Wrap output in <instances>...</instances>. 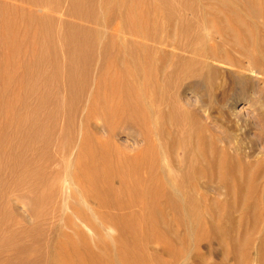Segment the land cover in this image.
Returning <instances> with one entry per match:
<instances>
[{
	"label": "bare ground",
	"instance_id": "obj_1",
	"mask_svg": "<svg viewBox=\"0 0 264 264\" xmlns=\"http://www.w3.org/2000/svg\"><path fill=\"white\" fill-rule=\"evenodd\" d=\"M58 1L31 0V2L36 5L45 6L47 11L60 14V12H62L60 9L66 6L61 7V3ZM68 3L69 8L68 10L66 9L67 12L63 10L67 15H72L87 22L93 20L97 25L102 22H105V25L109 23L112 29L110 32L104 34V31L97 26L94 29L84 23L79 24L74 22V20L65 22L63 19H60L61 24L59 26H62V30L61 33L59 32L57 34L55 28L59 23L58 18L61 15H58L57 18L55 17L56 15H52V13L46 17L45 15L44 17L41 16V18L36 21V25L30 22H33L34 18L28 20L31 26H29L28 23L27 26L36 28L38 30L37 32L40 33L39 46H42L44 51L43 56H48L47 58L42 56L37 59V61L36 58H34L36 63H34V67L31 66L34 75V81H31V88L33 92H37L36 94L42 93L40 91H42V88H45V92L43 90V96L40 94L41 99L39 103L49 101L54 97L58 100L51 106L50 114L44 117H38L39 112H41V104L32 111V116L34 117L31 115V117H27L29 115L21 117V123L27 125L28 133L26 136L25 131L23 140H19V142L22 141L19 147H22L21 145H23V147L18 148L17 142L16 149H20V151L23 149L25 151L27 148L31 147L35 149L44 145L45 148L51 147L54 142L52 138L55 136L54 127H56L55 125L57 124V110L64 109L67 112L68 123H73L72 107L75 105L74 102L76 99L82 100L84 93L90 85L91 78L95 77L99 87L97 86L98 89H95V92L93 91V102L91 101L92 99H90V104H92L90 106L92 109L89 111L87 110V112L85 111L87 113L85 115L86 117L82 119L81 132L83 134L81 133L80 135L83 142H80L81 144L80 146L78 145L79 148H77L79 151L76 164L83 179L82 185L80 186L84 190L83 192L92 196L100 205L101 203H106L108 205L117 203L116 201L119 199L118 188L120 189V187L125 186L131 193L130 196L128 195L131 203L130 207L139 205L140 208L144 210L143 215L140 213L142 217L139 216L137 213L138 211L135 209V211H129V218L125 216L128 221H130L128 224L131 226L130 233L133 236L137 229L135 223H137V218L139 217L143 219L144 222H142L145 225H142L148 233L152 232L151 234H153V231L150 229H155V227L159 229L162 228L161 233L157 231L158 229L156 230L157 234L160 233L156 236V239L162 244L166 243V245L169 243L175 245L177 242L186 239L188 237L187 233L183 234L184 232L181 233L178 229L191 226L193 238L190 235L189 239H193V244L198 252V254L194 255L195 262L194 260L193 262L195 264H202L203 259L207 257L201 256L203 258L201 259L199 256V254H201L200 246L204 241L209 244L217 242L223 250L221 261L219 263L214 262V264H247L249 262H251V264H264V103H262L263 105L260 108H257L258 98L261 97L262 100H264V0H68ZM7 5L9 4H3L4 10V6ZM62 6H64V4H62ZM8 7L9 6H7V9H9ZM11 9L13 11V8H10L9 11ZM1 10L2 8L0 11ZM1 12L3 13V10ZM5 15L7 16V14ZM12 16H10L11 19L16 18ZM10 17L8 15V18ZM21 17L23 18L24 16L22 15ZM14 21L15 20H13V22ZM13 22H11V20L9 21L10 24ZM9 23H7V26ZM15 24L14 26H16ZM0 26L3 27L2 24ZM4 27H6V24ZM30 28L29 30H31ZM14 29L16 28L14 27ZM16 31L18 30L16 29ZM8 32L9 35L14 34V31L11 33L10 30H8ZM174 32L177 33V35H175L177 39L168 40L171 35H174L172 34ZM16 34H14V37L17 36L18 38L19 33L18 35ZM34 34H36V32ZM163 34H168L169 37L167 36V38L164 39ZM1 37L3 38L1 42L4 44L7 43L9 45L8 40H13L11 39L13 36L10 35L9 37L6 33ZM14 40V45H16V39ZM151 41L155 43L152 46L149 44ZM12 43H10V45L13 47L14 45ZM164 44H167L168 47L169 45H171V47L173 46V49L178 50V52L175 50L174 52L173 50H171L172 52L163 50ZM18 45L19 44H17V46ZM159 45L162 46L160 47L161 49ZM7 49H9L8 46ZM38 50H40V48ZM38 52L40 53V51ZM17 56L19 57L18 54ZM171 56L177 59L172 65H170L171 63L169 64L171 66V72H168L167 63H169L168 60ZM7 61L9 60L7 59ZM15 61L13 63H15ZM17 62L15 64H17ZM46 62L50 65V69H48L49 66L47 65L48 67L47 70L45 68V71L43 66H46ZM26 65L27 63L25 67H27ZM217 65L232 69V72H230V79L224 80L221 85L218 81V77L222 72ZM42 67L43 71L41 69ZM20 70L21 69H19V72ZM161 78H163V80H161ZM185 81H193L188 90L194 88L191 92L199 91L198 94H200L201 90H205V87L212 96H216L218 90L223 89L222 96L226 98L227 106L233 108V116L239 121V133L224 129L218 120H216L211 111L210 104H213L212 100L206 109L202 107L191 109V107L188 108L186 107L187 105H184L189 103H180V100L183 101V97H181V90L179 88L182 84L184 85V83H186ZM4 83L8 85V82L4 81ZM189 83H186L187 86L190 85ZM161 84L164 86L166 85L165 87H170V89H166ZM6 85L3 86L6 88ZM152 86L153 88L151 89L150 87ZM23 87L24 85L20 87L21 90ZM24 88H26V86ZM62 88L65 89L64 91H66V93L62 91ZM177 88L180 95H177L175 92ZM103 89L106 90V93L107 91L111 93L109 92V95L105 94L104 96L102 95ZM172 89L176 95L173 94L171 91ZM60 90L65 93L63 94V100H61V98L59 99ZM28 92L31 93V91ZM56 94L57 96L59 95V97H56ZM239 105L242 107L239 108ZM189 106H192V104L190 103ZM76 108L78 109L77 106L75 109ZM243 108H248V114L242 111ZM246 116H248V119H246ZM73 118H75V116ZM90 119H94V122L90 121ZM73 121L75 122V119ZM46 127L47 130L45 131ZM49 127H51L50 130L48 129ZM63 127L65 128V125ZM70 127L69 125L68 128L71 129ZM78 131L80 130L78 129ZM69 132L68 134H70ZM17 134L19 135V133ZM121 134H126L132 140L134 139V142L137 141L141 143L142 146L139 147L138 145L139 148L137 149L140 159L138 156H135V158L130 155L129 158H127L126 155L125 159H123L121 155L124 154H118L124 149V147L122 149V145L120 146L118 144L119 142L117 143V141H115L117 136L119 137ZM73 135L75 134L73 133ZM21 137L22 136H20V138ZM59 139L60 138H58V140ZM95 140L97 141L96 143H98L97 146L93 144ZM137 142L134 145L137 146ZM72 146H68V148L70 147L72 149ZM134 148L136 149V147ZM16 149L14 150L16 151ZM39 150L43 152L42 150L44 149ZM62 151L63 150H61V152ZM123 153H125V151ZM37 154V157H39V151ZM41 154H44V152ZM162 154H164V157L165 154L167 157H172V160L170 159L171 163H169L171 166L168 164L166 166L165 163L164 166L163 163H161L165 161L162 160L164 158L161 157ZM17 155L18 154H16V156ZM0 156L1 158L3 157V155ZM8 158H6V160ZM22 158H24L23 155ZM34 158H36V156ZM31 160H33V158ZM170 160L168 161L170 162ZM15 161L18 162V160ZM91 161L94 163L92 164ZM7 162L9 163L8 160ZM122 162H126L125 164L128 162L127 169L124 170L125 172L118 169V166L123 167L120 166ZM89 163H91V165ZM4 164H6V162ZM16 167L17 166H15V168ZM36 170H39V168L37 167ZM158 171L160 172L159 175L157 174ZM26 177L28 178L27 175H20L18 179L27 182L32 188L38 189L36 197L32 199V209L36 217H38L37 211H39V209L37 210L35 203L42 202L47 196L45 197V193H41L40 183L35 184L34 180L30 182L25 179ZM119 177H121V179ZM13 178H15V175ZM40 178L42 177L39 176L37 179ZM99 178H103L104 180L100 182ZM116 178H119V180ZM115 179L117 181H115ZM53 181L54 180H52V182ZM73 181L78 182L76 177ZM118 181L119 183H117ZM116 183L119 185L117 186ZM55 185H53V188ZM0 190L4 191L2 188H0ZM59 191H61V189ZM121 191L123 192V189ZM61 193H57V197L60 194L59 199L62 195ZM71 193L72 195L75 194L74 192ZM2 194L3 193H1V196ZM63 194H66V192L63 191ZM212 194L216 196L212 197ZM120 195H122L121 192ZM124 195L127 196L125 193ZM222 195H225V197L223 198ZM62 199L63 198H61V200ZM74 199L76 201V197ZM65 202L66 204L68 203L67 200ZM59 204H62V202L59 201ZM73 204L72 206H74ZM75 204H77L76 208L78 207L77 212H79L78 216L80 223L72 221L74 217L70 216L72 214H67V210L61 215V221L66 220L63 224L70 222V225H72L70 229L73 228V230L76 231L78 238L77 236L75 237L81 242L78 243L82 246H88L90 249L94 248V242L99 246L98 248H108L110 243L113 244V240H110L114 239V237L111 236L112 231L110 232L112 227L106 225L109 224L106 223L108 219L106 222L101 221L102 223H99L95 215L89 214V211L87 212L85 207H83L84 203L83 205L82 203L80 204V202L79 204L78 202ZM90 204H92V202ZM56 205H58V203H56ZM116 205L118 206V204ZM124 205L128 204L124 202ZM100 207L101 210L103 206L101 205ZM105 208L107 207H104V211ZM107 209L110 213L115 212L113 208L112 210L109 208ZM47 210L50 211L51 208ZM72 211L73 209H70V212ZM237 211H240L239 216L235 215ZM45 213L47 214L49 212L46 211ZM102 213L104 214V212ZM51 214L53 213L51 212ZM107 214L108 213H105V215ZM121 214H123V212ZM110 215L106 216V218L111 217ZM96 216L98 217V215ZM70 218L73 219L71 220ZM119 218L121 219V217ZM119 218L117 219L119 220ZM111 219L115 221L114 217H111ZM58 220L60 219L58 218ZM115 223L114 225H116ZM125 223L124 225H126ZM63 224L61 225L59 223L57 227L59 229L62 227L61 229H63ZM174 225H176L178 229H176ZM43 228L45 229V226L42 227V229ZM84 228L90 229V231L93 230V236L88 235ZM117 228L115 227V229ZM182 229L181 231H183ZM75 231H73V236L68 232L60 231V240L58 239V241L61 243L65 242V244L70 242L69 244L71 247H74L73 245H75L76 242L74 240ZM122 231L121 228L120 232ZM137 232H139V230H137ZM147 232L144 231V234ZM32 233H34L33 229ZM125 233L126 232H124V234ZM255 233H258V235H255ZM128 234L129 233H126V235ZM131 234L128 236H132ZM18 235L20 236V234ZM126 235H124V237ZM122 237L123 236L120 238L119 236L116 239L120 238V240H122ZM132 237H130L131 241L135 242ZM149 237L151 238V236ZM127 238H124L122 241L130 239ZM133 238L137 240V237ZM39 239L43 238L40 237ZM148 240L150 241L149 238ZM4 241L7 242L8 240L6 239ZM156 241L154 242L156 243ZM255 242L258 245L255 246ZM119 245L116 246L117 250L121 248H119ZM130 245L131 244H127L128 247ZM133 245H138L140 248V244L136 242L132 244V246ZM132 246H130V248ZM64 247L67 248L68 246L66 245ZM89 248L88 251L90 252L91 250ZM31 249L33 252L34 249L32 247ZM75 249H77L76 246ZM189 249L191 250L190 247ZM195 249H193V251ZM83 250L86 251V249ZM120 250H122V248ZM124 250L125 251L122 252H128L126 251V247ZM133 250L136 256L142 254L141 248V251H138L136 247H134ZM93 252L95 251L93 250ZM122 252L120 251V254L125 255ZM164 252L165 255L171 256L173 259L178 256L176 248L169 247L167 252ZM152 255L154 256V254ZM89 256L97 257L95 253ZM58 257L60 256L58 255ZM103 257L105 258V256ZM165 257L159 258L158 262L155 263L171 264ZM110 258L113 260L112 257ZM64 259H60V262L52 259L51 262L49 261V264H73ZM92 259L90 258L89 260ZM94 259L92 262L95 261ZM101 259L99 258L97 261L99 260V262H101ZM140 259L145 262L144 264H151L152 262L147 254L144 256L141 255ZM153 259L156 261L155 258ZM125 260L127 259L125 258ZM125 260H123V262L126 264ZM230 260H234L235 263H231ZM134 261H136V259L133 260V263L131 261L130 264H134ZM176 261L175 259V262ZM80 262H78V264Z\"/></svg>",
	"mask_w": 264,
	"mask_h": 264
},
{
	"label": "rangeland",
	"instance_id": "obj_2",
	"mask_svg": "<svg viewBox=\"0 0 264 264\" xmlns=\"http://www.w3.org/2000/svg\"><path fill=\"white\" fill-rule=\"evenodd\" d=\"M33 1V0H32ZM55 1V0H54ZM56 1H58V0H56ZM61 1V2H60ZM60 1H58L59 3H61V7H65V8H61L60 10L62 11V12H60V14L58 13H54V12H51V11H47V8L45 7V6H41V5H36L35 3H33V2H31V0H0V9L2 8V10H3V13L1 12L0 14V25L2 24L3 25V27L2 26H0V44L2 43L1 42V39H3L1 36H4L5 35V33H6V35H8L9 37H10V35L11 36H13L14 37V34H16V35H18V33H19V35H18V38H17V36L16 37H11V39H16V45H14V41L13 40H8L9 41V45L7 44V43H2L1 44V46H0V155H3V157L1 158V156H0V188H2L4 191H2V190H0V264H17L18 262H20V263H18V264H47V262H48V264L52 261V259H54V260H56V261H58V262H60L59 260L61 259V260H63L64 258L66 259V261H70V262H72L73 264H78V262H80L79 264H114V263H116V264H125V262H123V260H125V258L127 259V260H125L126 261V264H130V262L132 261V263H133V260L134 259H136V261H134L135 263L134 264H144L145 262H143V261H141L142 259H140V256L142 255V256H144V255H146L147 254V256H149V258L151 259V264H156L155 262H158V259L159 258H162L163 256L166 258V259H168V262H170L171 264H195L194 262H195V254H198V252H197V250L195 249V246H194V242L192 241L193 239V236H192V233H191V231H192V227L191 226H187L186 228H184V229H182V228H179L178 229V227L176 226V225H174L175 226V228L176 229H178L179 230V232H181V233H183V234H185V233H187V240L186 239H184L183 241H181V242H177L175 245H173V244H167L166 245V243H164V244H162V243H160L159 241H158V239H156V236L157 235H159L160 233H161V229H159L158 227H155V229L153 228V229H150V230H152L153 231V234H151L152 232H150V233H148L147 232V230L146 229H144V226L143 225H145V224H143V219H140V217L139 218H137V223H135V225H136V232H135V235L133 236L130 232H131V230H130V228H131V226L128 224V223H130V221H128V219L127 218H129V215L130 214H128V213H130L129 211H132V210H136V211H138L137 213L139 214V216H141L142 217V215H143V213H144V210L142 209V208H140V206L139 205H133L132 207H130L131 206V203H130V198H129V196L131 195V193L129 192V190L124 186V187H120V189L118 188V197H119V199L116 201L117 203H114V204H106V203H101V205L103 206V210L101 209L100 210V203L97 201V200H94L93 199V197L92 196H90V195H88L86 192H83L84 190L82 189V187H80L81 185H82V182H83V179H82V177H81V175H80V172H79V168L77 167V164H76V159L78 158V151H79V149H77V148H79V146H80V144L83 142V140H82V137H81V128H82V124H81V122H83V120L82 119H84L86 116V112H87V110L89 111L90 109H92V107L90 106V105H92V104H90L91 103V101L93 102V96H92V94L98 89L97 88V86H98V84H97V82H96V80H95V77L93 78H91V80H90V85L88 86V89L86 90V92L84 93V96H83V98H82V100H77L76 99V101L74 102V104L75 105H73V107L75 106H77L78 107V109L76 108L75 109V107L73 108L72 107V113H73V115H72V122L74 123H71V124H69L68 123V119H67V112L64 110V109H62V108H60V109H62V110H57V113H56V117H57V124L59 125V123H60V125L58 126L57 124L55 125L56 127H54L55 128V136L52 138L53 140H54V142L52 143V145H51V147H49V148H45V145L44 146H41L40 148H38V149H35V148H33V147H31V148H27L25 151L22 149L21 151H20V149H16L17 148V142H18V148H22L23 147V145H21L22 147H19L20 146V144H22V141H20L19 142V140H23V138H24V132H25V135L27 136V131H28V129H27V125H25V124H23V123H21V117H24V116H27V115H29V116H27V117H31L32 115H33V113H32V111L34 110V108H36L39 104H41V107H40V110H41V112H39V115H38V117H44L45 115H48V114H50V112H51V106H53V103H55L58 99L57 98H55V100H54V98L53 99H51V100H49V101H45V102H43V103H39L40 101V99H41V95L43 96V94H44V92H45V88L43 89L42 88V91H40V92H42V93H38V94H36L35 92H33V90H32V88H31V85H32V82L34 81V75H33V72H32V70H33V68H31V66L32 67H34L35 66V64L34 63H36V61H37V59H39V58H41L42 56H43V49H42V46H39L40 45V33L39 32H37L38 30L36 29V28H30L29 26H31L30 24L32 23L33 25H36V21L39 19V18H41V16L42 17H44V15H45V17L46 16H49V15H51L50 13H52V15L54 14V15H56L55 17L57 18L58 17V15H61L59 18H58V20H59V23L57 24V26H56V28H55V30H56V32H57V34L60 32L61 33V30H62V26H59L61 23H60V21L63 19V21H68V20H70V21H73L74 20V22H77V23H79V24H85V25H88V26H90L91 28H94L95 29V27L97 26L98 28H101V30L102 31H104L103 33L104 34H106V32L108 33V32H110L111 31V29H112V26L109 24V23H106L107 25H105V22L103 23H101V24H99V25H97V23H95L93 20L92 21H90V22H87V21H83V20H80V19H78L77 17H74V16H70L69 14L67 15L65 12H67V10H68V8H69V3H68V0H60ZM62 1H63V3H62ZM66 2V3H65ZM9 4V5H7V6H9L8 8L10 9V8H13V11H12V9L9 11V9H7V6H4L5 7V10L3 9V4L5 5V4ZM34 4V5H33ZM62 4H64V6H62ZM15 5V6H14ZM16 7V8H15ZM15 9V10H14ZM42 9H44V10H42ZM46 9V10H45ZM67 9V10H66ZM63 10L65 11V12H63ZM5 11H6V13H5ZM14 11H16V12H14ZM7 14V16L5 15V14ZM12 13H13V16H12ZM32 13H34V14H32ZM42 13V14H41ZM11 14V15H10ZM14 14H15V16H14ZM17 14V15H16ZM38 14V15H37ZM66 14V15H65ZM8 15H9V17L10 16H12V17H16V18H12L11 19V17L10 18H8ZM23 15L24 17L22 18L21 16ZM3 16V17H2ZM64 16V17H63ZM6 17V18H5ZM19 17V18H18ZM36 17V18H35ZM33 19V22L32 21H28V20H32ZM4 21H3V20ZM6 19V20H5ZM8 19V20H7ZM17 19V20H16ZM61 19V20H60ZM159 19H161V18H159ZM11 20V22H13V20H15L13 23H9V21ZM25 21H28V22H25ZM80 21V22H79ZM9 23L8 24V26H7V23ZM15 23H17V24H15ZM29 24V26H27L28 24ZM35 23V24H34ZM6 24V27H4V25ZM14 24L17 26H14ZM9 25H10V28H9ZM22 25V26H21ZM109 25V26H108ZM21 26V27H20ZM111 26V27H110ZM14 27L18 30V31H16V29H14ZM19 27V28H18ZM29 28L31 29V30H29ZM58 28V29H57ZM36 29V30H35ZM97 29V28H96ZM104 29V30H103ZM4 30V31H3ZM8 30H10V32L11 33H13L12 31H14V34L12 35V34H8L9 32H8ZM20 30H22V31H20ZM24 30V31H23ZM15 31H16V33H15ZM20 31V32H19ZM30 31V32H29ZM36 32V34H34L35 32ZM22 32V33H21ZM25 32V33H24ZM32 32V33H31ZM34 32V33H33ZM38 33V34H37ZM164 33V32H163ZM166 33H167V31H166ZM172 34H174L173 36H174V38H173V36L171 35V37H169L168 36V34H163L164 35V39H166L167 38V36L169 37V39L168 40H173V39H177V36H175V35H177V33L176 32H174V33H172ZM8 37V38H9ZM21 38V39H20ZM20 40V41H19ZM34 40V41H33ZM3 41V40H2ZM13 43H12V42ZM25 42V43H24ZM10 43H12L14 46L12 47L11 45H10ZM3 44H4V46H3ZM17 44H19L18 46H17ZM150 44V46H152L153 44H155L154 42H152L151 41V43H149ZM167 44H164V48H162L163 50H166L167 52H172L171 50H173V52H174V50L175 49H173L174 47L172 46L171 47V45H169V47H168V45L166 46ZM6 46V47H5ZM7 46H8V48L9 49H7ZM16 46H17V48H16ZM34 46V47H33ZM14 48V49H11V48ZM20 47V48H19ZM160 47H162V46H160L159 45V48ZM6 48V49H5ZM40 48V50H38ZM16 49V50H15ZM22 51H21V50ZM37 49V50H36ZM161 49V48H160ZM168 49V50H167ZM18 51V52H17ZM21 51V52H20ZM38 51H40V53L38 52ZM176 52H178V50H175ZM63 52V51H62ZM12 53V54H11ZM17 53L18 55H19V57L17 56V54L15 55V54ZM20 53V54H19ZM39 53V54H38ZM42 54V55H41ZM15 55V56H14ZM23 55H25V56H23ZM46 55V54H45ZM14 57V58H13ZM19 59H18V58ZM22 57H23V59H22ZM44 58H47L48 56L46 55V56H43ZM9 60V61H7V59ZM17 58V59H16ZM34 58H36V61H35V59ZM171 58H172V60H171ZM171 58H169V60H168V62L169 63H167L168 65V72H171V66L170 65H172V63H174V61L176 62V59L177 58H174V57H172L171 56ZM16 60V61H15ZM17 60H18V62H17ZM25 60V61H24ZM28 60V61H27ZM34 60V61H33ZM15 61V63L17 62V64H15V63H13ZM31 61V62H30ZM173 61V62H172ZM23 64V66H22V64ZM27 63V67H25V64ZM171 63V64H170ZM19 64H21V65H19ZM28 64H29V66H28ZM170 64V65H169ZM18 65V66H17ZM34 65V66H33ZM46 66H43L44 67V70H45V68H46V70H47V67H48V69H50V65L48 64V62H46V64H45ZM48 65V66H47ZM20 67H22V68H20ZM30 67V68H29ZM43 67L41 68L42 69V71H43ZM217 67L219 68V70L222 72V74L220 73V76L218 77V81H219V83H220V85L221 84H223V81L224 80H226V79H230V72H232V69H229V68H226V67H224V66H222V65H217ZM19 69H21L20 70V72H19ZM45 70V71H46ZM24 71V72H23ZM12 72V73H11ZM15 72V73H14ZM225 73V75H224V73ZM2 73V74H1ZM14 73V74H13ZM24 74V75H23ZM30 76V77H29ZM32 78V79H31ZM31 79V80H30ZM259 79V78H258ZM161 80H163V78H161ZM166 80V79H165ZM4 81L5 82H8V85H6V83H4ZM32 81V82H31ZM24 82V83H23ZM31 82V83H30ZM186 83H189L188 85L189 86H187V84L186 83H184V85H183V87H182V85L180 86V92H181V97H183L182 99H183V101L182 100H180L181 102L180 103H189V104H184L186 107H188V108H190L191 107V109H194L195 107H202L203 109H206V107L209 105V103H210V101L212 100L213 101V104H210L211 105V111H212V113H213V115L215 116V118H216V120H218V122L221 124V126L224 128V129H228V130H230V131H232V132H237V133H239V128H240V124H239V121H238V119H236L234 116H233V108H231V107H229V106H227V103H226V98H224L223 96H222V90H218V92H217V94H216V96H212V95H210L209 94V92L207 91V88L205 87V90H201V92H200V94H198L199 93V91L197 92V91H193V92H191L192 90H194V88L193 89H189L188 90V88L189 87H191V85H192V82L193 81H185ZM222 82V83H221ZM4 83V84H3ZM162 83V82H161ZM24 85V87L26 86V88H22V90H21V88L20 87H22L23 85ZM30 84V85H29ZM194 84V83H193ZM3 85H6V88H5V86H3ZM162 86H164L163 84H161ZM166 86V85H165ZM164 86V87H165ZM187 86V87H186ZM99 87V86H98ZM228 87V86H227ZM3 88H5V89H3ZM19 88V89H18ZM151 89L153 88V86L152 87H150ZM166 89H170V87H165ZM187 88V89H186ZM7 89V90H6ZM10 89V90H9ZM26 89V90H25ZM63 89V88H62ZM61 89V90H62ZM96 89V90H95ZM204 89V88H203ZM4 90V91H3ZM43 90H44V92H43ZM61 90H60V97H59V95L57 96V94H56V97H59V99L61 98V100H63V94H65L66 93V91H64L65 89H63L62 91H64V92H61ZM175 90V89H174ZM188 90V91H187ZM5 91H7V92H5ZM28 91H31V93H29ZM94 91V92H93ZM172 92H173V89L171 90ZM187 91V92H186ZM11 92V93H10ZM23 92H25V93H23ZM27 92V93H26ZM58 92V91H57ZM110 91H107V93H106V90L105 89H103L102 90V95H104L105 96V94H107V95H109L110 93H109ZM176 93H177V95L179 94V92H178V88L176 89V91H175ZM175 92H173V94H175L176 95V93ZM190 92H191V94H190ZM20 93V94H19ZM6 94V95H5ZM33 94V95H32ZM35 94H36V96H35ZM183 94V95H182ZM186 94V95H185ZM32 95V96H31ZM180 95V94H179ZM188 95V96H187ZM198 95V96H197ZM20 96H22V97H20ZM35 96V97H34ZM62 96V97H61ZM104 96H103V98H104ZM24 97V98H23ZM27 97V98H26ZM187 97V98H186ZM22 98V99H21ZM38 98V99H37ZM9 99V100H8ZM90 99H92L91 101H90ZM187 99V100H186ZM16 100V101H15ZM60 101V100H59ZM189 101V102H188ZM105 102V101H104ZM161 102V101H160ZM22 103V104H21ZM162 103V102H161ZM190 103L192 104V106H189L190 105ZM262 103H264V100H262V98L260 97V98H258V100H257V108L259 107H261L263 104ZM26 104V105H25ZM30 104V105H29ZM160 104V103H159ZM206 105V106H205ZM242 105V104H241ZM241 105H239V108H241L242 106ZM21 106H22V108H21ZM33 106V107H32ZM64 106V105H63ZM28 107V108H27ZM31 107V108H30ZM42 108V109H41ZM89 108V109H88ZM75 109V110H74ZM20 110V111H19ZM29 110V111H28ZM31 111V112H30ZM86 111V112H85ZM242 111L244 112V113H246V114H248L247 112L249 111L248 110V108H243L242 109ZM26 113V114H25ZM25 114V115H24ZM83 114V115H82ZM31 115V116H30ZM59 115V116H58ZM75 116V118H73ZM32 117H34V116H32ZM59 117V118H58ZM60 118H61V120H60ZM92 118V117H91ZM20 119V120H19ZM62 119H64V120H62ZM75 119V122L73 121ZM95 119V118H94ZM94 119H90V121H93L94 122ZM246 119H248V116H246ZM63 121V122H62ZM67 123H66V122ZM96 122V121H95ZM63 123H64V125H65V128L63 127L64 125H63ZM14 124V125H13ZM63 126H62V125ZM66 124H69L71 127V129H69L68 127H69V125H66ZM11 125V126H10ZM18 125V126H17ZM22 125V126H21ZM78 125V126H77ZM21 126V127H20ZM26 128H25V127ZM73 126V127H72ZM10 127H11V129H10ZM61 127H62V129H61ZM67 127V128H66ZM75 127V128H74ZM77 127V128H76ZM20 128H22V129H20ZM49 130L51 129V127H49L48 128ZM59 129H60V131H59ZM68 129V130H67ZM74 131H73V130ZM78 129L80 130V131H78ZM10 130V131H9ZM17 130V131H16ZM47 130V127H46V129H45V131ZM59 131V132H58ZM70 131V132H69ZM67 132V133H66ZM68 132L70 133V134H68ZM71 132H72V136H71ZM8 133V134H7ZM17 133H19V135L17 134ZM63 133H65V134H63ZM73 133L75 134V135H73ZM15 134H16V136H15ZM21 134V135H20ZM83 134V133H82ZM14 135V136H13ZM58 135V136H57ZM69 135V136H68ZM8 136H9V138H8ZM20 136H22L21 138H20ZM62 136V137H61ZM74 136V137H73ZM16 137H17V139H16ZM57 137V138H56ZM71 138V141H70V138ZM73 137V138H72ZM58 138H60L59 140H58ZM68 138V139H67ZM62 139V140H61ZM64 139V140H63ZM11 140V141H10ZM13 140V141H12ZM15 140V141H14ZM52 140V141H53ZM56 141V142H55ZM115 141H117V143L122 147V149H123V147H124V151H125V153H123L124 151L123 150H121V152H119L118 154L119 155H121V154H124V155H121L122 156V158L123 159H125V157H126V155H127V158H129V155L131 156V157H135V156H138L139 157V159H140V156L138 155V148L140 147V146H142L141 145V143L140 142H137L138 144H137V146L136 145H134V144H136V142H134V139L132 140L131 138H129L126 134H121V135H119V137L117 136V139H115ZM8 142H10V143H8ZM13 142H14V144H13ZM15 142H16V144H15ZM81 142V143H80ZM97 141L95 140L94 141V143L93 144H95L96 146H97V144L98 143H96ZM133 142V143H132ZM66 143V144H65ZM65 144V145H64ZM58 145V146H57ZM73 145V146H72ZM79 145V146H78ZM127 145V146H126ZM132 145V146H131ZM138 145H139V147H138ZM68 146H72V149L69 147L68 148ZM77 146V147H76ZM55 147V148H54ZM125 147H127V148H125ZM130 147V148H129ZM134 147H136V149L134 148ZM60 150H59V149ZM7 149H8V152H7ZM10 149V150H9ZM12 149V150H11ZM14 149H16V151L14 150ZM39 149H44V150H46V151H44V150H42L43 152H44V154H41V153H43V152H41ZM71 149V150H70ZM126 149V150H125ZM28 150V151H27ZM37 150V151H36ZM50 150V151H49ZM61 150H63L62 152H61ZM129 152H128V151ZM12 151V152H11ZM19 151V152H18ZM30 151V152H29ZM38 151H39V153H40V158H41V156H42V158L40 159L39 157H37V153H38ZM77 151V152H76ZM132 153H131V152ZM10 152V153H9ZM26 152V153H25ZM52 152V153H51ZM60 152H61V155H60ZM128 154H127V153ZM134 152V153H133ZM136 152V153H135ZM12 153H15V154H12ZM19 153H20V156H19ZM24 153V154H23ZM45 153H47V154H45ZM5 154V155H4ZM16 154H18L17 156H16ZM23 155V157L24 158H22V155ZM133 154V155H132ZM10 155V156H9ZM12 155V156H11ZM4 156H5V160H6V158H8L7 160L9 161V163L7 162V160L5 161L4 160ZM36 156V158H34ZM124 156V157H123ZM10 157H12V158H10ZM26 157H28V158H26ZM45 157V158H44ZM52 157V158H51ZM162 158L164 157V154H162V156H161ZM170 156H166V154H165V159L163 158L162 160H165L166 161V159H167V161L165 162H161V163H163V165L165 166V164H166V166H167V164L169 165V166H171L169 163H171V160H172V157H170ZM33 158V160H31V159ZM127 158H126V160H127ZM136 158V157H135ZM23 159V160H22ZM171 159V160H170ZM4 160V161H3ZM15 160H18V162H16ZM20 160H22V161H20ZM26 160V161H25ZM42 160H44V161H42ZM46 160V161H45ZM55 160V161H54ZM168 160H170V162L168 161ZM20 161V162H19ZM28 161H29V163H28ZM50 161V162H49ZM6 162V164H4ZM34 162V163H33ZM168 162V163H167ZM25 163V164H24ZM38 163V164H37ZM48 163V164H47ZM91 163L93 164L94 162L93 161H91ZM91 163H89L90 165H91ZM126 162H122V164H120V166H123V167H119L118 166V169L119 170H121V171H124L125 169H127L126 167H127V165H128V162H127V164H125ZM165 163V164H164ZM28 164V165H27ZM34 164V165H33ZM40 164V165H39ZM10 165V166H9ZM12 165V166H11ZM18 165H20V166H22V167H20V166H18ZM24 165V166H23ZM125 165V166H124ZM15 166H17L16 168H15ZM40 166V167H39ZM53 166V167H52ZM57 166V167H56ZM14 167V168H13ZM39 168V170H36V168ZM10 168V169H9ZM12 168V169H11ZM42 168V169H41ZM44 168V169H43ZM121 168V169H120ZM122 168H123V170H122ZM34 169V170H33ZM41 169V170H40ZM46 169V170H45ZM14 170V171H13ZM27 170V171H26ZM39 171V172H36V171ZM53 170V171H52ZM57 170V171H56ZM13 171V172H12ZM16 171V172H15ZM20 171V172H19ZM35 171V172H34ZM40 171H42V172H40ZM52 171V172H51ZM34 172V173H33ZM125 172V171H124ZM14 173V174H13ZM16 173V174H15ZM18 173V174H17ZM20 173V174H19ZM22 173H23V175H22ZM26 173V174H25ZM53 173V174H52ZM124 174V173H123ZM157 174L159 175L160 174V172L158 171L157 172ZM13 175V176H12ZM14 175H15V178L18 180H16L15 178H13L14 177ZM24 176V175H27L28 176V178L26 177L25 179L26 180H28V181H33L34 180V182H35V184L37 183H40L39 185L41 186V188H40V191H41V193L43 192V194L45 193V197L47 196V198H45L44 200H42V202H40V203H35V207L37 208V210L39 209V211H37V213H38V217H36V215L34 214V212H33V209H32V203H33V201H32V199L33 198H35L36 197V195H37V191H38V189H34V188H32L31 186H29L28 184H27V182H23V181H21V179L19 180L18 179V177L19 176ZM51 175V176H50ZM54 175V176H53ZM77 175V176H76ZM79 175V176H78ZM18 176V177H17ZM32 176V177H31ZM42 177V178H40V179H37L38 177ZM119 176H121V175H119ZM145 176H147V175H145ZM75 177L77 178V181L79 182V184H78V182H74L73 180H75ZM11 178V179H10ZM24 178V177H23ZM29 178H31V179H29ZM36 178V179H35ZM58 178V179H57ZM73 178V179H72ZM120 179H121V177H119ZM119 178L117 179V180H119ZM15 179V180H14ZM79 179V180H78ZM81 179V180H80ZM100 179V178H99ZM115 179V181H117ZM7 180V181H6ZM25 180V181H26ZM38 180V181H37ZM52 180H54L53 182H55L56 183V185H55V183H53L52 182ZM102 180H104L103 178L102 179H100L99 181L100 182H102ZM6 181V182H5ZM17 182V183H16ZM53 184H52V183ZM81 182V183H80ZM6 183H8V184H6ZM69 183V184H68ZM73 183V184H72ZM74 183H76V184H74ZM117 183H119V181L117 182ZM116 183V184H117ZM18 184H20V185H18ZM67 184V185H66ZM8 185H9V187H8ZM49 185H51V186H49ZM53 185H55V187L53 188ZM75 185H76V187H75ZM119 184H117V186H118ZM18 186V187H17ZM43 186V187H42ZM58 186V187H57ZM67 186V187H66ZM20 187V188H19ZM57 187V188H56ZM61 187V188H60ZM5 188V189H4ZM26 188V189H25ZM29 188V189H28ZM53 189V191H52V189ZM66 188V189H65ZM125 188V189H124ZM6 189H8V190H6ZM50 189H51V192H50ZM61 189V191H59ZM78 189V190H77ZM79 189H81V190H79ZM123 189V192L121 191ZM34 190V191H33ZM64 192H66V194H63V191ZM2 191V192H1ZM33 191V192H32ZM125 191V192H124ZM126 191H128L129 192V194H128V192H126ZM7 192V193H6ZM56 193V194H53V193ZM62 192V193H61ZM71 192H74L75 194L74 195H72V193ZM120 192L122 193V195H124V193L125 194H127V196H122V195H120ZM1 193H3L2 194V196H1ZM5 193V194H4ZM50 193H52V194H50ZM57 193H61L62 195H61V197H60V199H59V196H60V194L58 195V197H57ZM69 193V194H68ZM66 197H65V196ZM77 195V196H76ZM129 195V196H128ZM31 198H30V197ZM72 196V197H71ZM73 196H74V198L76 197V201H75V199L73 198ZM216 195L215 194H212V197H215ZM222 197L224 198L225 197V195H222ZM61 198H63L62 200H61ZM67 198V199H66ZM124 198H126V199H124ZM127 198H128V200H127ZM53 199V200H52ZM56 199H57V201H56ZM59 199V200H58ZM70 199V200H69ZM71 199H72V201H74V202H72L71 201ZM74 199V200H73ZM67 200V202L71 205H69L68 203L66 204V201ZM69 200V201H68ZM43 201H45V202H43ZM59 201H61L62 202V204H59ZM88 201H90V202H88ZM78 202V204H79V202H80V204L82 203V205H83V203H84V205H83V207H85V209L87 210V212L89 211V214H94L95 215V217H96V219H97V221L100 223L101 221H103V222H106L107 221V219H108V222H106V223H109V224H106L107 226H111L112 228H111V230H110V232H111V236H113L114 237V239H110V240H113L112 242H113V244L112 243H110V246H108V248H98L99 246L96 244V242H94L93 243V247L94 248H92V249H90L88 246V248L91 250L90 252L88 251V248L86 247V246H82L81 244H79V243H81V242H79L78 240L79 239H77L78 238V235H77V233H76V231L75 230H73V228L72 229H70L71 227L70 226H72V225H70V222H66L67 224H63V222H65L64 220L63 221H61V215L62 214H64L65 212H66V210H67V214H72V215H70L71 217L73 216L74 217V219L72 220L71 218V220L72 221H76V222H78V223H80V219H79V216H78V214H79V212H77V210H78V207L76 208V205L77 204H75V203H77ZM92 202V204H90ZM124 202L126 203V204H128V205H124ZM56 203H58V205H56ZM66 204V207H65V204ZM74 203V204H73ZM120 203V204H119ZM130 203V204H129ZM31 204V205H30ZM72 204L74 205V206H72ZM116 204H118V206L116 205ZM45 205V206H44ZM56 205V206H55ZM60 205V206H59ZM94 205V206H93ZM98 205H100V206H98ZM105 205V206H104ZM110 205H113V206H110ZM119 205H121V206H119ZM54 206H55V208H54ZM64 206V207H63ZM128 206V207H127ZM139 206V207H138ZM61 207V208H60ZM87 207V208H86ZM90 207H91V209H90ZM104 207H107V208H109V209H111L112 210V208L114 209V213L113 212H109V210L107 209V208H105V211H104ZM131 209H130V208ZM51 208V210L49 211V210H47V209H50ZM65 208V209H64ZM73 209V213L72 212H70V209ZM99 208V209H98ZM119 208H121V209H119ZM129 208V209H128ZM133 208V209H132ZM62 209V210H61ZM96 209V210H95ZM116 209V210H115ZM30 210H32V211H30ZM52 210H54V211H52ZM107 210H108V212H107ZM110 210V211H111ZM120 210H123V211H120ZM134 210V211H135ZM46 211H48L49 213H45ZM98 211H100V212H98ZM51 212L53 213V214H51ZM58 212V213H57ZM60 212V213H59ZM97 212V213H96ZM102 212H104V214L102 213ZM120 212V213H119ZM123 212V214H121ZM55 213V214H54ZM57 213V214H56ZM96 213V214H95ZM105 213H108L109 215L110 214H112V215H110L111 217H114V219H115V221L113 220V219H111V217H107L106 218V216H109L108 214L107 215H105ZM119 213V214H118ZM127 213V214H126ZM142 215H141V214ZM102 214H103V216H102ZM43 215V216H42ZM45 215H46V217H45ZM54 215V216H53ZM96 215H98V217L96 216ZM114 215V216H113ZM124 215V216H123ZM235 215L236 216H239L240 215V211H237L236 213H235ZM105 216V217H104ZM127 218H126V217ZM41 217V218H40ZM43 217V218H42ZM45 217V218H44ZM67 217V216H66ZM119 217H121V219L119 218ZM123 217H125V218H123ZM36 218V219H35ZM57 218V219H56ZM58 218L60 219V220H58ZM105 218H106V220H105ZM117 218H119V220L117 219ZM123 218V219H122ZM76 219V220H75ZM105 220V221H104ZM111 220V221H110ZM3 221V222H2ZM120 221V222H119ZM139 221V222H138ZM143 221V222H142ZM62 225L63 224V229H59L57 226H59V223ZM112 222H113V224H112ZM116 222V223H115ZM125 222H127V223H125ZM9 223V224H8ZM38 223V224H37ZM43 224V226H42V224ZM102 223V222H101ZM114 223L118 226V228H117V226L116 225H114ZM122 223H123V225H122ZM124 223L126 224V225H124ZM139 223V224H138ZM8 224V225H7ZM51 224H52V226H51ZM128 224V225H127ZM143 224V225H142ZM69 225V226H68ZM8 226H10V227H8ZM13 226V227H12ZM45 226V229L43 228L42 229V227H44ZM67 226V227H66ZM117 228V229H115V227ZM126 226V227H125ZM139 228H138V227ZM51 227V228H50ZM65 227V228H64ZM122 228V230L124 231V232H126V233H129L128 235H132L133 237H137V240H136V238H133L132 236H130V237H132V239H134L135 240V242L137 243V244H140V248L142 249V254L139 256H136L135 255V251L133 250V248L134 247H136V249H138V251H141L140 250V248L138 247V245L137 246H135V245H133L132 246V244H134L135 242L134 241H131V238L128 236V235H126V233L124 234V232L122 231V232H120L121 231V228ZM3 228V229H2ZM27 228V229H26ZM29 228V229H28ZM128 228V229H127ZM6 229V230H5ZM8 229V230H7ZM10 229V230H9ZM32 229H33V232L34 233H32ZM41 229V230H40ZM69 229H70V232H69ZM85 229V231L87 232V234L88 235H90V236H93V230H91L90 231V229H87V228H84ZM144 229V230H143ZM158 229V230H157ZM181 229L183 230V231H181ZM186 229V230H185ZM191 229V230H190ZM12 230V231H11ZM24 230V231H23ZM27 230H29V231H27ZM55 230H57V231H55ZM64 231V232H68V233H70V234H72V236H73V231H75V234H74V240L76 241L75 242V245H73L74 247H71V245L67 242L66 244H65V242L64 243H61V242H59L58 241V239L60 238L59 237V232L60 231ZM72 230V231H71ZM89 230V231H88ZM137 230H139V232H137ZM155 230V231H154ZM156 230L158 231V232H160L159 234H157V232H156ZM16 231V232H15ZM26 231V232H25ZM36 231V232H35ZM144 231L145 232H147V233H145V234H147V235H145L144 234ZM187 231V232H186ZM252 231V230H251ZM23 232H24V234H23ZM28 232V233H27ZM118 232H120V233H118ZM142 232V233H141ZM31 233V234H30ZM90 233V234H89ZM156 233V234H155ZM194 233V232H193ZM5 234H6V236H5ZM18 234H20V236L18 235ZM44 234V235H43ZM53 234H54V236H53ZM119 234V235H118ZM17 235V236H16ZM124 235H126L125 237H124ZM192 236V238L191 239H189V236ZM255 235H258V233H255ZM31 236V237H30ZM35 236V237H34ZM39 236V237H38ZM75 236H77V238L75 237ZM120 236V238H121V236H123L125 239L128 237V238H130V239H128V240H124V241H122L124 238L122 237V240H120V238L119 239H116V238H118ZM149 236H151V238L149 237ZM152 236H153V238L155 239H153L152 238ZM40 237H42L43 239H39ZM113 237H111V238H113ZM150 239V241H151V239H152V241L150 242L149 240H148V238ZM12 238V239H11ZM8 240L7 242L6 241H4V240ZM9 239H10V242H9ZM116 239V240H115ZM189 239V240H188ZM13 240V241H12ZM60 240V239H59ZM118 240V241H117ZM148 240V241H147ZM157 240V241H156ZM26 241V242H25ZM154 241H156V243L154 242ZM19 242H20V244H19ZM24 242V243H23ZM30 242V243H29ZM37 242V243H36ZM79 242V243H78ZM120 242V243H119ZM125 242V243H124ZM132 242V243H131ZM134 242V243H133ZM183 242V243H182ZM1 243H3V244H1ZM49 243V244H48ZM6 244V245H5ZM117 244V245H116ZM120 244V245H119ZM127 244H131L130 246H132L131 248H130V246L128 247L127 246ZM178 244V245H177ZM31 245V246H30ZM33 245V246H32ZM59 245H61V246H59ZM68 246L67 248L66 247H64V246ZM84 245V244H83ZM92 245V244H91ZM119 245V248L121 247L122 248V250H120L119 248V250L122 252V251H125L124 249H125V247H126V251H128V252H122L123 254H125V255H121L120 254V251L119 250H117V247L116 246H118ZM193 245V246H192ZM256 245H258L256 242H255V246ZM48 246V247H47ZM70 246V247H69ZM75 246H76V248L77 249H75ZM82 246V247H81ZM165 246V247H164ZM192 246V247H191ZM9 247V248H8ZM31 247L34 249L33 250V252H32V249H31ZM79 247V248H78ZM84 247V248H83ZM86 247V248H85ZM91 247V246H90ZM96 247V248H95ZM116 247V248H115ZM144 247H145V249H144ZM169 247H172V248H176V253H178L177 255L178 256H176V257H179V256H181V257H179V258H176V257H174V259H173V257H171V256H167V254L165 255L164 253V251H166L167 252V250H168V248ZM189 247L191 248V250L189 249ZM29 248V249H28ZM47 248H48V250H47ZM65 248V249H64ZM15 249V250H14ZM28 249V250H27ZM62 249H64V250H62ZM79 249V250H78ZM83 249H86V251H84ZM144 249V250H143ZM164 249V250H163ZM193 249H195L194 251H193ZM15 252H14V251ZM19 252H18V251ZM20 250H21V252H20ZM31 250V251H30ZM57 250V251H56ZM93 250L95 251V252H93ZM103 250V251H102ZM116 250V251H115ZM159 250V251H158ZM24 251V252H23ZM48 251V252H47ZM65 251H67V252H65ZM119 251V252H118ZM130 251H133V252H130ZM164 253H163V252ZM190 251V252H189ZM37 252V253H36ZM43 252V253H42ZM55 252H56V254H55ZM86 252V253H85ZM89 252V253H88ZM161 252H162V254H161ZM195 252V253H194ZM200 252H201V254L202 253H204V254H199V256L201 257H205V256H207V257H205L204 259L201 257V259H203V261H202V264H214V262L216 263H219L220 261H221V259H222V257H223V250H222V248H221V246L217 243V242H213V243H211V244H209V243H207L206 241H204V242H202V244H201V246H200ZM93 253H95L96 254V256L97 255H99V256H97V257H99L101 260V262H99V260L97 261V259H99V258H97V257H91V256H89V255H93ZM104 253V254H103ZM107 255H106V254ZM117 253H119V254H117ZM129 253H131V254H129ZM143 253H145V254H143ZM180 253V254H179ZM193 253V254H192ZM87 254V255H86ZM152 254H154V256L152 255ZM161 254V255H160ZM164 254V255H163ZM42 255V256H41ZM58 255L60 256V257H58ZM84 255V256H83ZM118 255V256H117ZM152 255V256H151ZM163 255V256H162ZM176 255V254H175ZM254 255V254H253ZM49 256V257H48ZM68 256V257H67ZM103 256H105V258L103 257ZM162 256V257H161ZM15 259H14V258ZM31 257V258H30ZM54 257H56V258H54ZM87 257H89V258H87ZM110 257H112L113 258V260H114V263H113V260L110 258ZM168 257H170V258H168ZM193 257V258H192ZM7 258V259H6ZM18 258V259H17ZM42 258V259H41ZM43 258H46V259H43ZM48 258H49V260H48ZM57 258H59V259H57ZM74 258V259H73ZM79 259V261H78V259ZM94 259V258H96V259H94L95 261L94 262H92L93 261V259L92 260H89V259ZM122 258V259H121ZM153 258H155V260L156 261H154V259ZM172 258V259H171ZM183 258V259H182ZM38 259V260H37ZM64 259V260H65ZM104 259V260H103ZM132 259V260H131ZM170 259V260H169ZM175 259L178 261H176L175 262ZM12 260H14V261H12ZM24 260H26V261H24ZM48 260V261H47ZM76 260V261H75ZM193 260H194V262H193ZM204 260H206V261H204ZM29 261V262H28ZM42 261V262H41ZM50 261V262H49ZM14 262V263H13ZM173 262H175V263H173ZM230 262L231 263H235L234 262V260H230ZM157 264H159V263H157ZM247 264H251V262H249V263H247Z\"/></svg>",
	"mask_w": 264,
	"mask_h": 264
}]
</instances>
